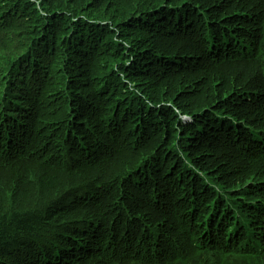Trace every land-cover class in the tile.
<instances>
[{"label":"trees","instance_id":"trees-1","mask_svg":"<svg viewBox=\"0 0 264 264\" xmlns=\"http://www.w3.org/2000/svg\"><path fill=\"white\" fill-rule=\"evenodd\" d=\"M19 47L0 66V149L39 147L31 120L55 89L77 107L42 143L66 156L63 181L35 161L13 175L35 196L0 205V264H109L106 220L138 216L155 264H264V0H0V59ZM118 142L141 156L103 217L87 178ZM147 191L169 219L156 233L135 198Z\"/></svg>","mask_w":264,"mask_h":264},{"label":"rangeland","instance_id":"rangeland-1","mask_svg":"<svg viewBox=\"0 0 264 264\" xmlns=\"http://www.w3.org/2000/svg\"><path fill=\"white\" fill-rule=\"evenodd\" d=\"M8 29H5L2 32V37L4 36L5 31ZM22 51V48H13L10 52H8V55H4L0 59V66H9L12 61L16 60L18 56H20ZM8 73V72H6ZM5 88V86H3ZM58 88V87H57ZM56 89H55V95L51 96L50 98H44L40 99L37 102V108H38V115L31 120V122H34L37 125V128L39 130L37 133V138L33 141H30V144L32 146H39L35 148H28L25 147H15L8 149L7 151H3L0 149V205L1 207H4L5 212L14 210L15 208H21L19 202L21 203V199L25 201V198L21 197L23 194L35 196V186L33 183H29L25 189L19 191L17 190L19 188L18 183L21 181L19 178L13 179V175L16 174H22V173H30L31 168L34 165V161L37 163H41L43 165L47 166H53L54 175L57 179H60V174L56 172L57 164L60 161L59 164H62V166L67 170V165L65 163V155L62 153L63 151L59 146L53 145L51 148V152L45 154V150L47 149L46 144L42 145V143L45 140H48L51 138L50 130L54 128V131H58L64 124L66 118H68L69 109L66 105L70 104L72 107H77V105H74L73 102H66L62 103L57 100L56 98ZM41 106H55L57 107L60 114H57L56 109L51 112V114H57L59 117L57 118H50L42 113ZM87 112V111H86ZM65 127L62 130V134L64 133ZM53 131V132H54ZM44 134L49 136H44ZM43 138V139H42ZM134 149H136L133 146ZM137 150V149H136ZM136 150H133L132 147H127L122 142L114 143L107 147V149L104 150V152L101 153V156L104 157L103 162L95 163V167H102L98 171L91 172L90 176L87 178L88 185L91 187H94L96 191L98 189L100 192L96 193V196H91L94 200H101L103 203H105L106 207H102V216L104 217L106 215V211H108L111 208V200L118 199L117 194V186L121 185L122 180L126 179L127 174L130 173L134 169V167L137 165V163L140 161V154L137 153ZM22 151H27L26 153L20 154ZM6 153V154H3ZM30 153V154H29ZM50 153H53L51 157H49L53 165L50 161L45 160V157H47ZM78 161V160H76ZM75 161V162H76ZM2 163V164H1ZM13 163V164H11ZM55 163V164H54ZM85 167H90L87 164H84ZM52 167H48L47 171L49 172ZM146 170H149L151 168L149 160H146ZM95 176V181L99 180H106L109 177H112L110 181L105 182V188L101 189L99 187V184L96 182H89V179H91L92 176ZM63 181V180H62ZM134 179H126L125 183L128 184V186H131V182H133ZM81 180L80 179H73L69 180V184H72L74 186L79 185L81 186ZM33 185V188L31 187ZM84 188V187H83ZM82 198L87 197H81L79 199V202H82ZM136 201L142 205V209L144 210V213L149 217V219H146V222L149 224L147 226V231H157V227L155 226L156 222L159 223V226L162 227L169 219L166 221H162V217L159 216L157 213H155L153 210H148L144 204H146L150 199L153 198L152 191H147L143 195H137ZM34 200L31 202L33 203ZM130 202V201H129ZM52 202H47L43 208L45 210L50 211L52 209ZM131 206L135 209L141 210L137 206L136 203L131 202ZM115 221V223H114ZM106 222L109 224L108 228V237L109 243L105 244V248H112L115 244L117 245V248L114 252L107 253L104 251V254H109V264H126V260L129 259L134 262V264H155L154 260H147V257L150 255L154 257V255L151 254V248L145 244L141 232L142 229L145 228V224L142 221L141 217L138 216L137 223L142 225V227H138L136 224L129 222L124 224L117 222L116 220L109 217ZM129 226V231L125 234H122L123 230ZM116 233V238L112 240V233L113 230ZM162 229V228H161ZM128 237L130 239H128ZM113 242H112V241ZM240 262H243L244 260L239 259ZM142 262V263H140ZM146 262V263H145ZM97 264H107L104 261H100ZM133 264V263H131Z\"/></svg>","mask_w":264,"mask_h":264},{"label":"clouds","instance_id":"clouds-1","mask_svg":"<svg viewBox=\"0 0 264 264\" xmlns=\"http://www.w3.org/2000/svg\"><path fill=\"white\" fill-rule=\"evenodd\" d=\"M27 151H22L20 154H23V153H26ZM47 153H49L48 151H45V154L44 155H46ZM3 154H6V153H3ZM30 154V153H29ZM53 153H50L47 157H45V160H47V161H50L51 162V164L53 165V162H52V160L49 158V157H51V155H52ZM7 155V154H6ZM7 156H9V155H7ZM35 161H36V159H35ZM11 164H13V163H11ZM55 164V163H54Z\"/></svg>","mask_w":264,"mask_h":264}]
</instances>
